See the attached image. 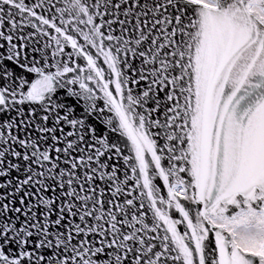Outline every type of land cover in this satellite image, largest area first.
Returning a JSON list of instances; mask_svg holds the SVG:
<instances>
[{
	"label": "snow or ice",
	"instance_id": "6c2138e0",
	"mask_svg": "<svg viewBox=\"0 0 264 264\" xmlns=\"http://www.w3.org/2000/svg\"><path fill=\"white\" fill-rule=\"evenodd\" d=\"M0 264H264V0H0Z\"/></svg>",
	"mask_w": 264,
	"mask_h": 264
}]
</instances>
